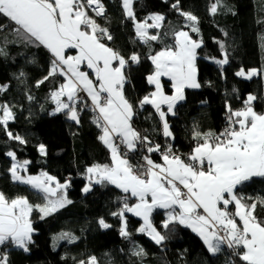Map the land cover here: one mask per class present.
Listing matches in <instances>:
<instances>
[{"label": "trees", "instance_id": "trees-1", "mask_svg": "<svg viewBox=\"0 0 264 264\" xmlns=\"http://www.w3.org/2000/svg\"><path fill=\"white\" fill-rule=\"evenodd\" d=\"M102 2L105 16L98 17L88 11L112 35V40L104 38L101 42L126 60L133 53L139 56L138 63L129 62L124 68L126 82L122 89L133 105L131 125L139 134L144 131L157 143L172 142L184 154L202 143L204 134H219L229 107L231 111L241 109L249 95L255 97L250 104L253 111L264 113V0H220L215 14L209 11L215 0H180V10L198 18V32H192L189 22L172 7L176 0H133L135 21L125 16L122 0ZM152 14L164 17L159 28L148 30L159 39L144 43L137 37L135 23L150 21ZM179 30L187 31L193 40L201 42L195 59L200 87L184 88V99L174 105L172 113H166L171 139L163 134L155 108L150 104L140 107L139 102L154 90L147 80L154 72L149 57L172 47L174 34ZM0 48L3 49L0 86H7L0 91V105H8L13 114L6 129L0 125V192L9 200L27 198L33 206L29 218L34 229L28 251L11 243L0 245V256H7V264H80L81 261L87 264L91 257H95L94 264H244L226 246L215 255L209 253L201 238L178 221L165 229L162 225L167 210L154 209L150 215L153 227L166 237L161 244L138 231L142 221L129 213H124L129 235L121 236V218L112 213L122 209L123 195L127 204L134 198L108 181L97 183L95 175L89 180L87 168L111 165L110 150L99 139L102 130L93 122L94 112L80 110L77 123L66 111H55L57 104L51 93L59 89L64 77L56 74L44 80L51 69L50 53L18 36L15 25L3 16H0ZM225 54L226 64L215 62L224 59ZM240 68L256 69L257 73L242 78L236 75ZM41 80L44 82L37 86ZM161 82L164 91L171 93L170 80ZM7 132L19 135L26 143L10 139ZM195 132L201 137H195ZM41 144L45 146L44 154L39 151ZM9 151L16 154L17 160L29 162L25 174L46 172L60 183L69 176L70 186L65 192L71 203L41 219L42 214L35 206L44 205L43 194L12 179L9 169L13 160L7 156ZM132 153L128 161L143 153L152 155L139 143ZM86 183L90 187L84 192ZM234 192L244 198L245 204L264 200V177H252L237 185ZM254 215L264 221V204H257ZM101 218L110 227H101L98 222ZM62 232L77 239L71 243L53 239ZM139 248L144 250V255L133 254Z\"/></svg>", "mask_w": 264, "mask_h": 264}, {"label": "snow or ice", "instance_id": "snow-or-ice-1", "mask_svg": "<svg viewBox=\"0 0 264 264\" xmlns=\"http://www.w3.org/2000/svg\"><path fill=\"white\" fill-rule=\"evenodd\" d=\"M179 2L180 0H176L172 7L185 17L192 32H198V18L190 12L181 11ZM132 6L133 0H122L125 16L135 21ZM219 6L220 0H215L210 6V13L215 14ZM88 10L95 16H105L102 0H0V16L15 25V33L28 43L43 46L51 53V69L44 80L56 74L65 77V82L59 89L51 93L57 104L55 111H66L71 120L79 123L78 94L85 91L91 98L92 110L97 113L93 122L102 130L103 134L99 139L109 147L113 166L97 164L87 168L89 180L96 175L97 183L108 181L125 193L131 192L139 201L131 207L125 203L123 209L112 213L121 218V236L129 235L124 213L132 212L144 220L138 231L147 232L156 244H161L166 237L153 227L150 220L152 210L160 207L170 210L167 219L163 221L165 229L178 221L198 233L209 253L215 255L226 245L244 264H264V221L258 220L254 215L257 204H264V200L245 204L242 202L244 198L237 197L234 192L237 185L252 177H264V115H258L250 106L255 97L249 96L242 110L233 112L229 107L228 127L219 134H204L203 143L194 148L189 163L172 154L169 146L162 153L164 164L154 163L145 156L143 165H131L120 156L114 140L119 139L128 152H134L138 142L150 143L147 136L141 138L132 128L134 108L122 92L126 82L122 70L129 62L138 63L139 56L133 53L126 60L120 53L102 43L104 38L112 40V35L89 15ZM148 19L153 23H136L137 37L144 43L159 39L158 35H149L147 29L159 28L158 22L164 17L155 14ZM174 39L172 47L149 57L155 66V72L147 80L155 85V91L139 102L140 107L151 104L155 108L163 122L165 136H170L171 132L161 105H167L168 112L172 113L177 101L184 99L185 87H200L196 81L195 67L196 49L200 47V42L193 40L185 31L176 32ZM221 48L223 49V45ZM68 49H76L77 54L66 55ZM0 54H3L2 48ZM114 61L118 66H113ZM215 62L221 66L226 64V54L224 59ZM84 63L95 74V82L89 78V73L80 70V65ZM254 74L255 70L247 73L248 77ZM236 75L243 76L245 73L241 70ZM161 76L170 77L173 95L164 93L159 80ZM44 80L38 81L37 86ZM6 87L0 86V91ZM62 96L67 97V102L60 100ZM0 112L3 113L0 125H4L6 129L13 114L6 104L0 105ZM7 135L21 144L26 143L19 135L11 132H7ZM194 136L199 138L201 134L195 132ZM39 151L45 153L43 144L39 146ZM147 151H160V146L148 147ZM7 156L13 160L9 169L12 179L28 184L43 194L44 205L35 206L42 214L41 219L71 203L65 192L69 186L67 182L62 184L46 172L39 176H22L19 169L29 162L20 164L12 151L7 152ZM83 191H89V185ZM148 195L151 196V203L146 199ZM232 202L236 205L234 215L239 217L242 227L227 210ZM221 203L223 207L219 206ZM176 206L179 207L178 213ZM32 211L33 206L27 198L16 197L9 200L0 192V245L11 243L28 251L34 231L29 218ZM98 222L103 228L110 227L103 218ZM53 239L71 243L77 238L71 233L62 232ZM238 249L241 251H237ZM133 254L142 256L144 250L139 248ZM94 261L95 257H91L87 264H94ZM0 264H7L6 255L0 256ZM80 264L85 262L81 261Z\"/></svg>", "mask_w": 264, "mask_h": 264}, {"label": "crops", "instance_id": "crops-1", "mask_svg": "<svg viewBox=\"0 0 264 264\" xmlns=\"http://www.w3.org/2000/svg\"><path fill=\"white\" fill-rule=\"evenodd\" d=\"M153 15H155V14H152L150 17H152ZM147 24H152L153 23V21L150 19V21H145ZM160 25H161V21H159L158 22ZM135 27H136V23H135ZM148 30V29H147ZM179 31H185V30H179ZM178 32V31H177ZM185 32H187V31H185ZM150 35V34H149ZM103 43V42H102ZM106 45V44H105ZM107 46V45H106ZM107 47H109V46H107ZM45 48V47H44ZM111 48V47H110ZM46 49V48H45ZM165 49H167V48H163V49H161L160 51H163V50H165ZM48 52H49V50L48 49H46ZM160 51H158V52H160ZM50 53V52H49ZM77 54V50L76 49H68V50H66V55H71V56H75ZM156 54V53H155ZM154 54V55H155ZM50 55H51V53H50ZM154 55H152V56H154ZM51 57H52V55H51ZM52 59H53V57H52ZM154 65V64H153ZM113 66L115 67V66H118V64H117V62H113ZM80 70L81 71H83V72H86V73H89V78L90 79H92L94 82H95V74L92 72V70L91 69H89L88 67H87V64L86 63H84V64H81L80 65ZM123 71V74H124V76H125V73H124V69L122 70ZM154 72H155V66H154ZM153 72V73H154ZM152 73V74H153ZM152 74H150V75H152ZM64 77V76H63ZM126 77V76H125ZM162 79H168V80H170V83H171V88H172V91H171V93H166L165 91H164V89H163V86H162ZM159 80H160V84H161V86H162V89H163V91H164V93L166 94V95H168V96H171V95H173L174 94V89H173V87H172V81H171V79H170V77H168V76H161L160 78H159ZM196 81H197V72H196ZM65 82V77H64V81H63V83ZM198 82V81H197ZM153 86H154V90H153V92L155 91V85L154 84H152ZM186 88V87H185ZM191 88V87H190ZM123 92V91H122ZM87 93V92H86ZM90 98V97H89ZM248 99V98H247ZM60 100H62V101H64V102H67V98H66V96H62V97H60ZM90 100H91V98H90ZM143 100V99H142ZM54 101V100H53ZM55 102V101H54ZM178 102V101H177ZM56 103V102H55ZM151 105V104H150ZM251 106V105H250ZM245 108V106H243L241 109H238V110H236V111H239V110H242V109H244ZM161 109H162V111H164L165 113H169L168 112V110H167V105H161ZM233 112H235V111H233ZM258 115H264V113H257ZM162 122V121H161ZM237 127H238V125H237ZM162 132H163V134H164V131H163V122H162ZM103 134V133H102ZM170 137H171V135H170ZM171 139H172V137H171ZM203 143V142H202ZM197 146V145H196ZM195 146V147H196ZM108 147V146H107ZM194 147V148H195ZM109 148V147H108ZM194 148H193V150H194ZM110 150V149H109ZM119 152V151H118ZM119 154H120V156L122 157V158H124L122 155H121V153L119 152ZM145 156H148L149 158H151L153 161H154V163H157V164H164V161L162 160V159H156V158H154L152 155H149V154H144V157ZM110 158H111V165H110V167H112L113 166V160H112V153H111V151H110ZM184 161V160H183ZM185 162V161H184ZM186 163V162H185ZM24 168H25V165H24V167L23 168H20L19 169V174L20 175H22V176H25V177H27V176H39L41 173H44V172H41V173H38V174H25L24 173ZM95 177H96V179H98V176H96L95 175ZM110 183V182H109ZM63 184V183H62ZM110 184H112V183H110ZM112 185H114L115 187H117L115 184H112ZM121 192H123L124 194H126V195H128L129 197H131V198H134V201L133 202H131L130 204H128V206L129 207H131V206H133V205H135V204H137L139 201H138V198L137 197H134V196H132L131 195V192H128V193H125L121 188H119V187H117ZM236 195V194H235ZM237 196V195H236ZM238 197V196H237ZM146 199L148 200V202L149 203H151V196L150 195H148L147 197H146ZM220 207H223V205H222V203L219 205ZM123 209V208H122ZM154 209H162V210H167V209H164V208H160V207H156V208H154ZM153 209V210H154ZM152 210V211H153ZM227 210H228V212H236V205H235V202H232V203H230L229 205H228V208H227ZM168 211H170V210H167V212H166V219H167V213H168ZM200 211V213L201 214H203V210L202 209H200L199 210ZM176 212L178 213L179 212V207L178 206H176ZM125 213H129V214H131V215H134V216H136V217H138L141 221H142V224L140 225V227H139V229L141 228V226L144 224V220H143V218L141 217V216H137V215H135L134 213H132V212H125ZM236 222H237V224L238 225H240L241 227H242V224H241V222H240V220H239V217H236ZM182 225H184V226H186L185 224H182ZM186 227H188V226H186ZM191 231H193L192 230V228L191 227H188ZM194 232V231H193ZM196 235H198V233L197 232H194ZM199 236V235H198ZM200 237V236H199ZM201 238V237H200ZM202 240V239H201ZM203 241V240H202ZM204 243V242H203ZM207 248V247H206Z\"/></svg>", "mask_w": 264, "mask_h": 264}, {"label": "built area", "instance_id": "built-area-1", "mask_svg": "<svg viewBox=\"0 0 264 264\" xmlns=\"http://www.w3.org/2000/svg\"><path fill=\"white\" fill-rule=\"evenodd\" d=\"M103 3V2H102ZM104 4V3H103ZM105 7V5H104ZM89 12H91V10H88ZM92 14H94L93 12H91ZM95 15V14H94ZM200 42V41H198ZM200 46H201V42H200ZM79 97L80 99L77 101V112H79L80 110L82 109H89L93 112L92 110V102L88 96V94L85 92V91H81L79 94ZM106 95V94H105ZM97 116V113L94 112V117L96 118ZM228 116L229 115H226L224 117V120H223V126H222V130L221 132L224 131V129L226 127H228V124H229V121H228ZM220 132V133H221ZM208 134V133H207ZM141 138H143L144 136H147L146 133L144 131H142V134H140ZM148 141L150 143H144V142H138L141 147L144 149L145 152H148L147 149L148 147H155L156 145H159L160 146V151H154V152H151L152 156H155L156 158H159V159H162V153L165 152L168 147L170 146L171 147V150H172V154L176 155V156H179L182 160H184L186 163H189V157L193 154V149H191L190 151H188L187 153H184L182 154L175 146L174 144L171 142H165V143H157V142H153L151 141L149 138H148ZM114 143L116 145H118V151L125 157H131L133 155L132 152H128L125 145L123 144H120V140L119 139H115L114 140ZM125 153H127V155H125ZM149 153V152H148ZM144 154L143 153L141 156H135L134 158H132V160L129 161V163L133 166H138V165H143L145 163L144 161ZM207 167V165H205V168ZM67 182L68 185L70 186V177L69 176H65L63 178V183ZM68 186V187H69ZM182 187V186H181ZM125 196L123 195L122 196V201L120 203V206L121 208L124 207V204H125ZM229 213H232L233 214V218L236 219V216L234 215L235 213L234 212H229ZM226 246V245H225ZM227 247V246H226ZM228 248V247H227ZM229 249V248H228Z\"/></svg>", "mask_w": 264, "mask_h": 264}, {"label": "rangeland", "instance_id": "rangeland-1", "mask_svg": "<svg viewBox=\"0 0 264 264\" xmlns=\"http://www.w3.org/2000/svg\"><path fill=\"white\" fill-rule=\"evenodd\" d=\"M145 21H141V22H139V23H144ZM136 28V27H135ZM148 30H149V28H148ZM147 30V31H148ZM148 34H149V32H148ZM241 70H243L244 71V73H245V75H243V76H240V77H242V78H251V77H248V75H247V73L249 72V71H251V70H255V73H257V70L256 69H248V70H245V69H243V68H240L239 70H237V72H240ZM254 75H256V74H254ZM249 96H252V95H249ZM248 96V97H249ZM67 98V97H66ZM245 106V105H244ZM3 115V113L2 112H0V116H2ZM122 155V154H121ZM123 156V155H122ZM124 157V156H123ZM125 158V157H124ZM125 159H127V158H125ZM16 161L17 162H19L20 164H23V162L24 161H27V160H24V159H22V160H17L16 159ZM12 164H13V161H12ZM12 166V165H11ZM110 167V166H109ZM11 177H12V175H11ZM86 185H89V187H90V184L89 183H86L85 185H84V187H83V189L85 188V186ZM85 192V191H84ZM130 204V203H129ZM124 219H125V217H124ZM150 238H151V236L147 233V232H145Z\"/></svg>", "mask_w": 264, "mask_h": 264}]
</instances>
